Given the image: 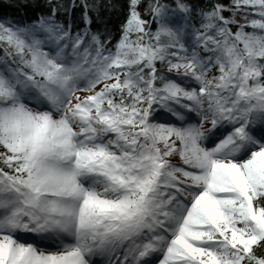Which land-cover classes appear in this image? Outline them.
I'll return each instance as SVG.
<instances>
[{"label": "snow or ice", "instance_id": "obj_1", "mask_svg": "<svg viewBox=\"0 0 264 264\" xmlns=\"http://www.w3.org/2000/svg\"><path fill=\"white\" fill-rule=\"evenodd\" d=\"M0 8V264H264V0Z\"/></svg>", "mask_w": 264, "mask_h": 264}, {"label": "trees", "instance_id": "obj_2", "mask_svg": "<svg viewBox=\"0 0 264 264\" xmlns=\"http://www.w3.org/2000/svg\"><path fill=\"white\" fill-rule=\"evenodd\" d=\"M0 11H6V9H2V8H0Z\"/></svg>", "mask_w": 264, "mask_h": 264}]
</instances>
